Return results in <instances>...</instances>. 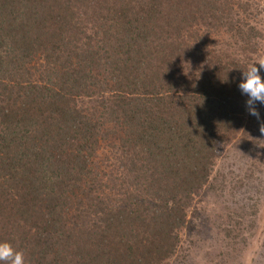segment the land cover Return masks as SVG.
Instances as JSON below:
<instances>
[{
	"label": "trees",
	"instance_id": "trees-1",
	"mask_svg": "<svg viewBox=\"0 0 264 264\" xmlns=\"http://www.w3.org/2000/svg\"><path fill=\"white\" fill-rule=\"evenodd\" d=\"M255 5L0 0V242L25 264L178 255L219 147L248 128L238 83L263 55ZM198 26L225 32L235 51L200 65ZM114 139L115 170L94 163ZM233 224L225 233L244 242Z\"/></svg>",
	"mask_w": 264,
	"mask_h": 264
},
{
	"label": "rangeland",
	"instance_id": "rangeland-1",
	"mask_svg": "<svg viewBox=\"0 0 264 264\" xmlns=\"http://www.w3.org/2000/svg\"><path fill=\"white\" fill-rule=\"evenodd\" d=\"M255 3L253 10L256 9L257 16L250 22L262 35L259 44L263 51L261 59H264V0H255ZM197 31L203 40L199 43V52L204 54L199 58L200 65L202 60L213 56V50L226 54L228 50L235 51L230 44L232 40L222 30H207L198 26ZM261 75L264 76V73ZM244 99L246 101V97ZM256 107L264 121V106L257 104ZM249 116L248 121H245L248 127L245 134H235L219 147L209 182L196 192L190 209L191 212L194 208V213L189 216L192 219L198 218V227L183 234L181 252L165 264H222L221 258L226 252L224 264H264V134L259 130L260 121ZM251 140L258 141V147H254ZM100 151L102 156L99 158L98 152L94 163L112 169L114 167L115 170L123 153L117 141L114 139L107 142ZM237 181H241L242 186ZM212 186L214 188H210ZM255 201L261 215L254 218L252 228L249 229L246 214ZM235 221H239V226L243 225L239 234L244 242H239L240 239L232 242L225 233L224 229L232 228Z\"/></svg>",
	"mask_w": 264,
	"mask_h": 264
},
{
	"label": "clouds",
	"instance_id": "clouds-1",
	"mask_svg": "<svg viewBox=\"0 0 264 264\" xmlns=\"http://www.w3.org/2000/svg\"><path fill=\"white\" fill-rule=\"evenodd\" d=\"M238 89L246 97L245 107L248 113L260 121V132L264 134V121L256 105L264 106V59L240 69ZM222 82H227L222 81ZM0 264H25V256L9 242H0Z\"/></svg>",
	"mask_w": 264,
	"mask_h": 264
}]
</instances>
